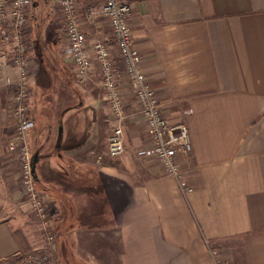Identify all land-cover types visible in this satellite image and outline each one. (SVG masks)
<instances>
[{
	"label": "crops",
	"instance_id": "crops-1",
	"mask_svg": "<svg viewBox=\"0 0 264 264\" xmlns=\"http://www.w3.org/2000/svg\"><path fill=\"white\" fill-rule=\"evenodd\" d=\"M100 1L77 2L89 40L111 35L108 18L96 8ZM125 1L139 68L168 124L187 127L191 150L182 168L191 190L183 192L146 153L150 139L121 71L125 150L108 155L106 138L117 120L96 62L77 83L62 51L58 1L30 0L34 126L27 136L36 147L37 187L53 209L58 263H111H96L87 249L95 227L84 215L97 213L113 219L109 229L119 250L111 264H212L211 250L224 264H264V0ZM8 22V15L0 17V24ZM17 76L0 59L1 81L13 83ZM14 178L7 177L13 203L22 198ZM11 198L2 201L9 215L0 216V264L42 242L24 203L12 215Z\"/></svg>",
	"mask_w": 264,
	"mask_h": 264
},
{
	"label": "built area",
	"instance_id": "built-area-1",
	"mask_svg": "<svg viewBox=\"0 0 264 264\" xmlns=\"http://www.w3.org/2000/svg\"><path fill=\"white\" fill-rule=\"evenodd\" d=\"M60 20L63 24L65 45L63 54L75 67L76 82L83 84L91 70L93 60L100 75L104 99L111 116L117 120L106 138L107 153L117 157L125 150L123 122L128 114L120 91L118 72H123L126 83L134 94L139 113L150 139L146 153L156 158L163 171L172 176L183 192L191 187L183 172L182 161L191 150V142L184 123L168 124L153 88L147 83L139 68L140 53L134 48L128 19L131 5L125 0H101L98 12L109 20L111 35L107 39L89 40L81 27L77 13L78 0H57ZM30 0H0V17L8 15L10 22L0 24V41L6 49L0 50L1 66L10 64L18 76L12 83V109L17 120L14 133L7 141L8 153L18 161V173L22 183L23 203L39 223L45 235L40 252L20 259L18 264H59L56 258V232L52 225L53 209L37 189L32 153L29 150L27 132L34 126L29 114V67L26 60L28 46V9ZM94 12H91L92 15ZM10 83V84H11ZM212 264H224L216 251L211 250Z\"/></svg>",
	"mask_w": 264,
	"mask_h": 264
},
{
	"label": "rangeland",
	"instance_id": "rangeland-1",
	"mask_svg": "<svg viewBox=\"0 0 264 264\" xmlns=\"http://www.w3.org/2000/svg\"><path fill=\"white\" fill-rule=\"evenodd\" d=\"M27 49H28V46H27ZM26 60L28 61L27 52H26ZM10 83L11 82H7L6 84H4V82L1 81V78H0V212H2L0 214V216H2V217L5 216L6 218H8L9 214H7L5 212V210L3 211V207L5 206L6 203H2V201H5L6 198H11L10 195L14 189L13 186L11 189L10 184L7 180V177L11 174L12 175L14 174L15 175L14 182H17L16 185H18L15 188L16 189L20 188V191L22 190L20 173H18L19 166H18L17 158L14 155L9 154L7 147H6V145L8 144L7 141L10 139L11 135L14 133V129H15V126L17 123V120L14 116V110L12 109L13 105L11 104V102H12L11 99H12V95H13L12 90L14 88L13 87L14 85L12 83L11 84ZM28 86H29L28 89L30 91V84H28ZM27 104H28V108H29V96L27 99ZM29 114H30V111H29ZM82 123H84V122H82ZM39 125H40V121L37 122V126H39ZM27 140H28L29 150L32 153V152H34V150L36 148L34 145V139H33V137H29V139H28V136H27ZM119 156H117V157H119ZM112 158H114V157H112ZM37 189H38V187H37ZM10 200H11L10 203H12L11 204L12 207H14L11 210V213L13 215V214H16V212L18 213L19 210H21L20 203L21 202L23 203V198H20L19 201L16 200L15 203H13L12 198ZM26 206L27 205H25V207ZM23 212H24V214H26V216H28L29 221L32 222V224H35L34 228L35 229L38 228V230H39L41 240H42L41 244L36 247V249H39L43 244V240H44L45 235L43 234L42 230L39 228L40 227L39 223L36 222L34 217L27 210V207H26V210ZM84 217H85L86 221L89 220L90 226L95 227L94 228L95 233L91 236L93 244H88V246H87V249L89 250L90 259L96 258V260H97L96 263L99 262L101 259H103V261L105 259V260L111 261V263H113L114 262L113 260H115V256H117V252L119 250V242H118L114 232L111 229H109L111 227V224H113V219L111 217H108L107 214L105 215V214H97V213L93 214V215L92 214L84 215ZM56 240H57V232H56L55 241ZM214 251H216V253L219 256L218 251L217 250H214ZM38 252H40V251L32 249L29 252L19 254L15 257L11 258L10 260H7L5 262V264H18L20 259H22L23 257H27L30 254H34V253H38ZM85 264H92V263L86 262Z\"/></svg>",
	"mask_w": 264,
	"mask_h": 264
}]
</instances>
